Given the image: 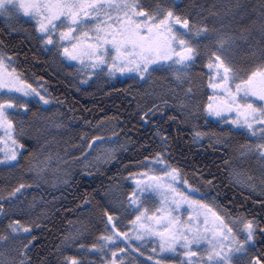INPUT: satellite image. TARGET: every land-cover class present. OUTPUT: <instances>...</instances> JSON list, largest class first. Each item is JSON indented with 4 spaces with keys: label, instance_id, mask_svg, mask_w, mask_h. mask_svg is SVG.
<instances>
[{
    "label": "trees",
    "instance_id": "16d2710c",
    "mask_svg": "<svg viewBox=\"0 0 264 264\" xmlns=\"http://www.w3.org/2000/svg\"><path fill=\"white\" fill-rule=\"evenodd\" d=\"M140 2L173 7L190 19V26L207 24L214 29L193 40L199 58L187 70L184 84H175L170 69L145 79L115 78L104 71L88 80L60 50L42 46L36 22L21 13L0 15V51L12 55L10 66L22 79L52 97L44 106L34 98L27 100L31 111L9 112L24 148L13 164L0 166V204L7 212L0 214V235L10 236L0 241V264H28L25 244L30 264H66L64 258L70 255L82 257L85 264H104L106 250L78 246L100 244L102 234L110 235L105 209L119 213L115 219L121 232L129 230L138 214L128 204V194L134 191L132 176L150 169L145 158L157 152H165L164 160L183 170L182 180L211 193L198 198L212 204L233 228L241 225L232 217L260 222L255 242L240 259L264 260V159L249 149L255 142L248 131L212 121L206 110L211 96L208 65L221 34L231 39L220 54L239 76L246 78L264 65V0ZM196 131L215 133V140L221 141L197 144ZM20 184L24 190L8 198ZM17 219L33 224L30 233H10L9 221ZM150 255L149 246L128 251L120 264H154ZM162 259L181 264L173 256Z\"/></svg>",
    "mask_w": 264,
    "mask_h": 264
},
{
    "label": "snow or ice",
    "instance_id": "6c2138e0",
    "mask_svg": "<svg viewBox=\"0 0 264 264\" xmlns=\"http://www.w3.org/2000/svg\"><path fill=\"white\" fill-rule=\"evenodd\" d=\"M18 13H26L35 18L43 47L56 48L58 51L62 49L65 56L81 62V67L86 69L88 76L107 69L110 75L119 71L150 78L157 71L170 69L176 85L187 82L186 78L190 75L187 69L199 58V48L193 40L200 39L202 33L207 36L214 32L207 24L190 26V19L181 16L173 7L146 6L140 0H0V14L12 17ZM176 24L183 25L184 30L175 31L173 26ZM261 27L264 30V23ZM230 39V36L221 34L216 42L217 51L212 53L209 61V68L215 69L218 77V82L212 83V88L223 89L225 95L220 103L208 104L207 108L211 115L221 119H224V114H230L233 124L248 129L257 140L254 145L249 143V149H254L264 159V65L246 75V78L239 76L229 59L220 54ZM10 59L11 54L0 51V89L8 90L9 96L23 93L20 100L34 97V102L41 106L49 104L52 100L50 95H45L41 88L22 79V74L15 67L10 70L6 67V60ZM187 92H192L190 83ZM20 100L0 98V129L5 131L8 142L13 145L8 155L0 157L3 160H15L20 154L19 150L24 148L23 142L17 138V122L8 113L12 108L31 111L28 103H21ZM143 116L144 119L149 118L147 112ZM193 135L199 140L203 136L212 137L215 133L196 131ZM162 137L166 141L167 133H162ZM3 140L5 137L0 136V141ZM164 157L165 152H157L155 156L145 158V163L162 161L168 170L157 175L154 169L143 168L135 174L136 190L128 194V204L143 207L140 199L142 195L158 193L168 210L163 211L161 216L152 213L149 217L148 209L144 208L130 222L132 228L128 232H121L115 219L119 213L105 209V217L111 222V234H102L100 244L78 247L82 250L89 247L103 249L105 243L119 241L121 237L130 243L133 235L141 237L155 233L169 250L179 251L178 245L186 249L183 264H188V260L193 257L192 246L198 245L201 240L208 242L203 264H264V260L258 256L251 261L240 259L255 242L260 222L255 217H232L241 225L239 229L233 228L212 204L198 198L199 195L210 196L211 193L194 188L187 179L180 180L184 175L183 170L165 161ZM177 182L187 185L194 195L180 190ZM207 183L210 184L211 181ZM24 188V184L18 185L7 194L8 198H16ZM183 204L192 207L193 210L188 213L190 217L195 214L203 218V229L180 220L178 213ZM0 214L7 215L3 204H0ZM161 221L163 224H160ZM157 224H160L159 228L156 227ZM8 227L11 234H28L33 224L17 219L9 221ZM238 233L242 234L243 239ZM9 238L8 234L0 235V241L7 242ZM66 239L73 240L74 237ZM23 247V255L30 264L27 245ZM117 251L122 258L125 255L123 249L117 248L112 252L113 259L108 264H120L115 259ZM64 259L66 264H85V260L76 255ZM20 264L25 262L22 260ZM161 264L167 262L162 261Z\"/></svg>",
    "mask_w": 264,
    "mask_h": 264
},
{
    "label": "rangeland",
    "instance_id": "374dc122",
    "mask_svg": "<svg viewBox=\"0 0 264 264\" xmlns=\"http://www.w3.org/2000/svg\"><path fill=\"white\" fill-rule=\"evenodd\" d=\"M21 14H23L25 17L30 18L31 20H33L35 22V18L34 17H32V16H30V15H28L26 13H21ZM0 15L4 16V17H7V16H5L3 14H0ZM173 28L177 32L184 30V26L183 25H179V24L174 25ZM76 34L78 35V33H76ZM84 39H88V38H84ZM83 46H84V44H83V41H82L81 47H83ZM60 52L63 54L62 49H60ZM63 56L69 63L76 64L78 66V68L80 69V71H82V73H86L85 75H86L88 80L90 78H92V76H88L87 75L86 69L81 67V62L80 61L68 58L64 54H63ZM166 64H167V62H165V65ZM6 67H8L9 70L12 67V66H10L9 60H6ZM209 70H210V77L209 78H210V81H211V83L209 82V89L211 90V96L209 98V100H210L209 104L217 105L218 103L221 102V98L224 97L225 92L221 88H216V89L212 88V83H217L218 82V77H217V75L215 73V69L209 68ZM105 71L108 73L107 69H105ZM93 76H95V75H93ZM111 76L115 77V78L116 77L127 78L128 76H134V77H137V78L139 77L138 74H135V73H132V72H119V71H117L114 75H111ZM139 78L140 79H145L143 77H139ZM235 82L238 83L239 81H235ZM13 91L15 92L16 90H13ZM23 95H24L23 93H18L15 96H9L8 90L0 89V98H5V99L11 98V99L20 100V97H22ZM32 98H34V97H27L24 100H20V102L24 103L27 100H31ZM258 99L259 98H257V100ZM12 109H15V108H12ZM12 109H9L8 113L11 112ZM206 110H207L208 117L212 121H218L219 123H221V124H223L225 126L229 125V126H231L233 128H240V129H243L245 131H248L249 134L252 136V137L250 136L252 138V140L255 142V144L257 143V140L254 138L253 134L248 129L244 128L241 125L233 124L230 114H227V113L224 114V119H221L220 117H217L215 115H211L209 113V111H208V108H206ZM0 136H4L5 137V140L0 141V157H2V156H6V155H8L10 153L13 145L8 142L7 134L5 133V131L3 129H0ZM205 139H208V140H210L213 143L221 141L219 139L215 140V137H213V136L212 137L203 136L199 140L194 138V142L197 143V144H203ZM19 152H20V150H19ZM18 156H17V158H18ZM16 159L15 160H3V159H0V166H2V165H11V164L14 163V161H16ZM149 167H150V169H154L155 173L157 175H159V173H161V172H166L168 170L164 166V163L162 161H159V160H157V161H155L153 163H149ZM134 177H135V175L132 176V180L131 181H132V184L134 186L133 189L135 191L136 190V180H135ZM236 178H240V176H237ZM180 180H182L181 177H180ZM239 180H240V182L244 181L243 178L239 179ZM177 187L180 190H182L184 192H187L189 195H194L193 190L189 189L187 187V185H184L183 183L177 182ZM140 199L143 202V207H140L139 205H137L134 208L135 210H138V214H139V212H142L144 210V208L148 209L147 215L149 217H151L152 213H156L157 216H161L163 214V211H167L168 210L167 206L165 204V201L163 200V198L158 193H153L151 195H142L140 197ZM158 210H162V211H158ZM192 210H193L192 207H190L187 204L181 205V207L179 209V213H178L179 217H180V220L183 223L191 224L193 226H196V227H199V228L203 229L205 227V224L203 222V218L202 217H198L195 214L193 216H191V217L188 215V213L190 211H192ZM198 220H199V223H197ZM144 222L148 223L147 220H145ZM160 224H163V221H161ZM160 224H157L156 227L159 228ZM131 228H132V225H130L129 230ZM128 231H126V232H128ZM110 234H111V232H110ZM133 245H135V247H133ZM145 246H149V251L151 252V255H154L153 256L154 258L150 255L151 256L150 257L151 262L154 263V264H161V262L163 261L162 258L166 257L167 255L173 256L175 258H179V262H181V264H183V261L185 259L184 258V251H186V249H184L182 245H178L177 246L179 251H175V252L171 251L168 248L164 247L163 243L161 242L160 237L157 234H155V233H153L150 236H141V237H137V236L133 235L131 237V242L130 243L127 242V241H124V238L121 237V240H119V241H109V242L105 243L103 249L96 248V250H97V252H100V251L102 252L103 250H106L108 252L107 255L105 256V263H104V264H108V261L113 259L112 252L116 251L117 248L123 249L124 253L128 252V251H132V252L135 253V252H138V251L142 250V248H144ZM207 247H208V242L206 240H201V241H199L198 245H193L192 248H191V251L193 252V257L188 260V264H203L204 257H205V250H206ZM115 259H117L120 263H121L122 259H124V261H125L124 256L122 258L120 252H118V251L116 252ZM167 264H169V262Z\"/></svg>",
    "mask_w": 264,
    "mask_h": 264
},
{
    "label": "bare ground",
    "instance_id": "6f19581e",
    "mask_svg": "<svg viewBox=\"0 0 264 264\" xmlns=\"http://www.w3.org/2000/svg\"><path fill=\"white\" fill-rule=\"evenodd\" d=\"M195 137H193V140H194Z\"/></svg>",
    "mask_w": 264,
    "mask_h": 264
}]
</instances>
